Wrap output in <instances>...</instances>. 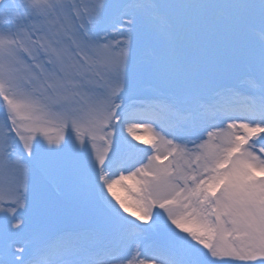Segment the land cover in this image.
Masks as SVG:
<instances>
[{
	"label": "snow or ice",
	"instance_id": "1",
	"mask_svg": "<svg viewBox=\"0 0 264 264\" xmlns=\"http://www.w3.org/2000/svg\"><path fill=\"white\" fill-rule=\"evenodd\" d=\"M0 264H264V0H0Z\"/></svg>",
	"mask_w": 264,
	"mask_h": 264
}]
</instances>
